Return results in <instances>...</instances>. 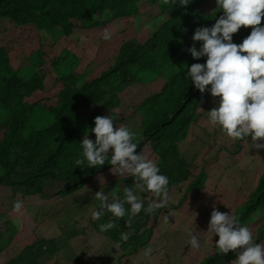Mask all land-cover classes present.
<instances>
[{"label":"trees","instance_id":"trees-1","mask_svg":"<svg viewBox=\"0 0 264 264\" xmlns=\"http://www.w3.org/2000/svg\"><path fill=\"white\" fill-rule=\"evenodd\" d=\"M189 2L186 7H177L171 0L167 4L165 0H0V110L6 114L0 122V127L4 126L0 135V183L9 184L14 191L41 196L76 190L111 169V152L101 167L75 163L82 158V140H95L91 132L95 117L114 115V127L127 126L126 122L135 117L137 137H142L137 153L149 149L156 156L160 174L169 180L168 193L184 189L179 200L169 201L167 207L181 209L185 203L195 202L205 189L206 172L191 170L178 142L199 118L198 108L212 95L210 85L201 93L187 77V67L206 62V57L193 59L188 49L194 43L197 50L201 47L202 42L192 40L195 29L211 27L223 13L216 0ZM140 3L147 4L144 14L149 20L143 39L124 41L115 55L100 44L93 58L94 73L89 77L83 78L73 69L56 76L54 57H49L51 64L47 66L45 52L29 51L28 44L39 40L42 32L48 39L62 36L66 42L63 49L69 48L76 36L100 32L104 38L109 24L133 16ZM251 30L242 27L233 34V43H242ZM11 49L24 53L15 68ZM34 53L38 55L36 65L32 62ZM176 58L185 62L169 69ZM24 67L29 74L23 73ZM152 73L162 82L150 90L143 80ZM130 87L139 99L131 111L123 112L120 98ZM38 112L46 114V122L36 127L32 120ZM241 142L234 141L231 149L223 145L217 148L234 154ZM148 195L144 208L157 199L150 192ZM161 210L146 213L142 209L135 216L115 219L116 227L103 233L119 244L120 254L105 256V263L95 259L92 264H131V259L148 246ZM259 210L264 212V171L235 215L240 226H247L249 217ZM121 233L129 234L127 241L121 239ZM253 236L255 243L264 245V221ZM236 258L235 252L220 254L214 243L202 264H234Z\"/></svg>","mask_w":264,"mask_h":264},{"label":"rangeland","instance_id":"rangeland-1","mask_svg":"<svg viewBox=\"0 0 264 264\" xmlns=\"http://www.w3.org/2000/svg\"><path fill=\"white\" fill-rule=\"evenodd\" d=\"M146 9L147 4L140 3L133 16L118 19L109 24L106 30L110 39H104L100 32H93L87 37L83 35L73 37L69 48L63 49L66 42L62 36L57 34L48 39L44 38L45 33L42 32L39 40H33L28 44L29 51L40 50L47 54V58L54 57L57 60V67L53 70V74L56 76L66 74L73 69L76 73L82 74L83 78L89 77L94 73L93 58L100 44L115 55L124 41L131 38H137L140 41L143 39L145 26L149 22L144 14ZM75 40L78 41L75 42ZM9 53L11 64L15 68L24 58V53L20 49H11ZM37 57L38 55L34 53L33 64L37 62ZM50 58L46 61L47 66L51 64L52 58ZM184 62V59L176 58L173 63L168 65V68H176ZM29 71L27 67L23 68L24 74H29ZM144 79V84L150 90L162 82L161 77L153 73ZM122 92L121 107L119 108L125 112L135 105L139 97L132 87L128 93ZM218 103L219 98L212 96L204 102L198 108L199 118L191 124L185 137L178 142L179 152L187 160L191 170L206 172L205 189L195 202L185 203L182 207L184 210L180 214L174 211L176 208L167 207L172 210V214L167 216L168 220L165 221L166 226L163 228L166 235L167 232L171 233L170 240L165 238L161 241L157 237L151 240L153 246L161 252L163 249L167 252L168 247L183 246L182 253H187L186 256L195 262H198L199 258H193L188 254L193 249L188 243L189 232L196 234L200 240L202 253L200 258L207 256L213 241L219 239L218 236L212 237V234L207 232L213 207L220 212H232L236 215L255 187L260 174L264 171V149L251 148L249 146L252 143L251 137L247 141L249 145L243 141L240 143L241 148L238 152L229 153L227 149L232 148L234 141L227 137L218 126L213 127L209 124L208 111L217 107ZM5 119V111L1 109L0 122ZM45 122L46 114L38 112L32 120V125L38 127L44 125ZM126 124L133 132H137L139 127L137 118H132ZM3 131L4 126H1L0 135ZM219 145H223L227 149L217 148ZM142 153L155 163L157 162L156 156L149 149H144ZM124 186L134 187L132 177L127 173L113 174L111 169L96 175L76 190L49 196L14 191L9 184L1 182L0 240L10 241V244L13 245L11 254L28 250L29 247L33 250L51 248L54 251L58 248L56 257L57 260L62 259L63 264H92L95 259L105 263L104 258L107 252L111 256L116 255V257L119 254L107 250V246L112 248L116 245L100 231V225L109 220H115V218L111 213L105 212L99 219H92V213L99 210L100 206V201L95 198V193L100 190L106 194L117 191L122 198ZM48 191L53 192V188L49 187ZM183 191L184 189L181 192L175 189L169 192V201L175 203ZM141 195L143 202L150 199L148 192L141 193ZM16 201L22 202L19 212L14 211ZM125 208L128 211L126 216L131 215L130 205L125 204ZM197 217L202 220L193 222ZM263 221L264 212L259 210L249 217L246 227L254 234ZM162 255L166 254L162 253ZM166 258L167 255L162 257L161 264H167L165 263Z\"/></svg>","mask_w":264,"mask_h":264},{"label":"clouds","instance_id":"clouds-1","mask_svg":"<svg viewBox=\"0 0 264 264\" xmlns=\"http://www.w3.org/2000/svg\"><path fill=\"white\" fill-rule=\"evenodd\" d=\"M169 0H165L167 4ZM177 7H186L189 0H171ZM222 15L211 27H198L192 36L194 42H202L197 50L195 43L188 49L193 59L206 57V62L193 63L187 67V77L201 93L210 87L212 97H218L219 103L208 111L209 124L219 129L233 141L248 144L251 148L264 149V0H216ZM251 27L250 35L239 45L233 43V34L242 28ZM104 39H110L105 31ZM114 115L97 116L91 132L95 140H82V158L76 165L88 168L105 165L111 152V171L113 174L127 173L133 178L134 187L124 186L123 197L117 191L107 194L97 191L95 198L100 201L99 210L92 213V219L102 217L105 212L115 219L128 215L125 204L130 205V213L135 216L143 209L153 213L157 209L167 208L168 177L160 174L154 161L142 152L137 153L139 140L128 126L114 127ZM150 192L156 200L144 208L141 193ZM22 202L14 203V211L19 212ZM165 220L168 217L165 216ZM116 227L114 220L100 225V231L106 232ZM208 233L218 236L216 249L220 254L235 252L234 264H264V245L254 242L253 233L246 226H240L237 216L223 213L213 207L208 225ZM188 243L193 249H199L200 240L189 232ZM211 237V238H212ZM129 234L121 233V239L127 241ZM119 247V244L116 245Z\"/></svg>","mask_w":264,"mask_h":264},{"label":"crops","instance_id":"crops-1","mask_svg":"<svg viewBox=\"0 0 264 264\" xmlns=\"http://www.w3.org/2000/svg\"><path fill=\"white\" fill-rule=\"evenodd\" d=\"M184 209H176L174 210L176 213L180 214L182 213ZM172 214V210L169 208H164L161 210L159 216H158V223L155 229L153 230V233L151 234V238L149 240L148 246L145 247L141 252H139L133 260L131 261L132 264H161L162 263V257H166L165 263L167 264H202L205 257L200 258V255L202 254L199 249H192L190 252H188L189 255H192L193 258H199L198 262L193 261L188 256H186L185 253H182L184 251L183 246L175 247L174 246L168 247L167 252L163 249V252L159 250L157 247L153 246V243L151 240L155 239L156 237L159 238L161 241L163 239H171V233L167 232V235L165 234V229L163 227L166 226V220L165 216H169ZM200 221L202 218H195L194 221ZM165 234V236H163ZM164 237V238H163ZM216 243V240L213 241L212 245ZM180 245V244H179ZM11 247H13L12 244H10L9 240H0V264H63L62 259L57 260L58 258L56 255H58L57 250L54 251L51 248H45L42 249H32L29 247L28 250H21L20 253L17 254H11ZM107 250L110 252L115 251V253L120 254V251L115 246L111 248V246H107ZM166 254V255H162ZM107 257L113 258L116 257V255L111 256L108 252L106 254Z\"/></svg>","mask_w":264,"mask_h":264},{"label":"built area","instance_id":"built-area-1","mask_svg":"<svg viewBox=\"0 0 264 264\" xmlns=\"http://www.w3.org/2000/svg\"><path fill=\"white\" fill-rule=\"evenodd\" d=\"M149 198V197H148Z\"/></svg>","mask_w":264,"mask_h":264}]
</instances>
